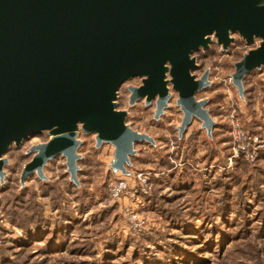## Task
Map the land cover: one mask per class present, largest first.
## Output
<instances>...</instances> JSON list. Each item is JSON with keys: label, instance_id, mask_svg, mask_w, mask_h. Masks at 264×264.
Masks as SVG:
<instances>
[{"label": "rangeland", "instance_id": "obj_1", "mask_svg": "<svg viewBox=\"0 0 264 264\" xmlns=\"http://www.w3.org/2000/svg\"><path fill=\"white\" fill-rule=\"evenodd\" d=\"M232 35L228 51L212 36L211 50L195 54L194 73L210 69L212 84L197 98L209 99L217 123L211 139L196 119L179 136L183 114L173 90L159 119L155 102L131 105L129 87L139 77L120 88L117 108L154 142L136 145L131 174L114 172L113 146L97 147L81 130L78 183L61 155L45 166L47 181L34 172L22 183L29 150L51 135L13 144L0 179V264H264V66L247 74L241 99L230 75L260 40ZM234 120L259 138L255 161L236 152ZM112 180L127 183L119 198L110 197Z\"/></svg>", "mask_w": 264, "mask_h": 264}, {"label": "water", "instance_id": "obj_2", "mask_svg": "<svg viewBox=\"0 0 264 264\" xmlns=\"http://www.w3.org/2000/svg\"><path fill=\"white\" fill-rule=\"evenodd\" d=\"M239 34L256 39L234 63L232 84L245 99L247 74L264 66V0H0V179L3 157L11 146L50 133L35 143L21 175L47 181L45 166L66 159L78 183L80 132L96 146H113L112 170L123 175L136 156V145L154 142L130 126L128 110L117 108L118 91L132 78L130 104L155 102L159 119L178 93L181 137L194 119L209 139L217 126L207 98L197 94L212 84L210 69L201 76L200 50L213 43L228 51Z\"/></svg>", "mask_w": 264, "mask_h": 264}, {"label": "built area", "instance_id": "obj_3", "mask_svg": "<svg viewBox=\"0 0 264 264\" xmlns=\"http://www.w3.org/2000/svg\"><path fill=\"white\" fill-rule=\"evenodd\" d=\"M233 119H236L233 117ZM234 135L236 145V152L244 155L247 160L255 161L257 158V146L260 144L259 138L248 136L242 129L240 122L234 120ZM111 199L119 198L125 191H127V183L125 180H112L109 184Z\"/></svg>", "mask_w": 264, "mask_h": 264}, {"label": "crops", "instance_id": "obj_4", "mask_svg": "<svg viewBox=\"0 0 264 264\" xmlns=\"http://www.w3.org/2000/svg\"><path fill=\"white\" fill-rule=\"evenodd\" d=\"M248 77V76H247ZM247 77H246V79H247ZM246 79H245V82H246ZM245 82H244V84H245ZM216 122V121H215ZM216 128V127H215ZM214 130V129H213ZM212 137H213V131H212ZM209 139V138H208Z\"/></svg>", "mask_w": 264, "mask_h": 264}, {"label": "trees", "instance_id": "obj_5", "mask_svg": "<svg viewBox=\"0 0 264 264\" xmlns=\"http://www.w3.org/2000/svg\"><path fill=\"white\" fill-rule=\"evenodd\" d=\"M209 50H211V48H210ZM204 56H205V55H204ZM133 158H134V157H133ZM133 158H132V159H133Z\"/></svg>", "mask_w": 264, "mask_h": 264}]
</instances>
